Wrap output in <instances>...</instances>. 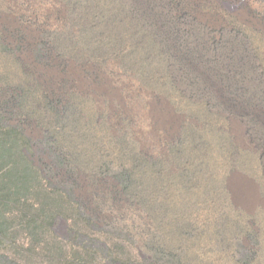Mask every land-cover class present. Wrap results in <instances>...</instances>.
Segmentation results:
<instances>
[{
	"label": "rangeland",
	"instance_id": "1",
	"mask_svg": "<svg viewBox=\"0 0 264 264\" xmlns=\"http://www.w3.org/2000/svg\"><path fill=\"white\" fill-rule=\"evenodd\" d=\"M0 264H264V0H0Z\"/></svg>",
	"mask_w": 264,
	"mask_h": 264
},
{
	"label": "trees",
	"instance_id": "2",
	"mask_svg": "<svg viewBox=\"0 0 264 264\" xmlns=\"http://www.w3.org/2000/svg\"><path fill=\"white\" fill-rule=\"evenodd\" d=\"M144 261H146V260H144ZM144 261H143V262H144Z\"/></svg>",
	"mask_w": 264,
	"mask_h": 264
}]
</instances>
